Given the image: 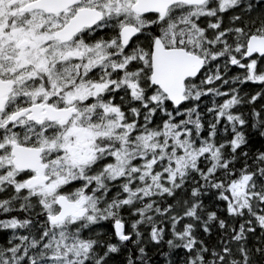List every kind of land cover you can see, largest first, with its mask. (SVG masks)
Wrapping results in <instances>:
<instances>
[{
	"label": "rangeland",
	"instance_id": "obj_1",
	"mask_svg": "<svg viewBox=\"0 0 264 264\" xmlns=\"http://www.w3.org/2000/svg\"><path fill=\"white\" fill-rule=\"evenodd\" d=\"M95 1L110 13L113 30L125 24L142 29L143 38L137 42L151 36L147 29L158 22L159 34L167 46L185 47L200 54L214 70L234 66V71L241 72L229 79L237 83L236 87L240 88L245 81L264 82V57L241 61L249 37L242 18L251 11L255 0H209L197 7L177 4L163 21L157 15L135 14L131 6L136 0ZM226 22L233 23L231 33L225 30ZM116 34L111 30L112 39ZM111 55L119 56L117 51ZM114 61L116 69L124 66L123 61ZM210 71L212 75L201 78L203 83L214 78L213 70ZM218 71L215 77L220 79L217 86L220 89L224 78L232 73L223 75ZM198 81L188 82L186 105L176 114L173 111L167 114L160 125L159 114L165 111L166 96L160 90H152L139 71L127 72L123 112L120 105L110 102L104 121H82L77 117L62 129L48 127L46 133L38 135L36 141L46 148L45 157L52 160V181L39 191L22 189L27 188L26 175L16 176L9 166L12 159L0 148V214L31 210L54 215L58 212L56 201L60 194L78 202L85 200L89 208L81 219L68 218L54 224L43 218L46 223L39 230L32 223L4 216L0 228L8 234L11 256L20 252V257L26 255L33 261L37 249V257H45L48 264H84L91 242L82 235L80 225L93 224L106 216L95 195L98 188L107 193V186L115 184L123 191L124 204L140 203L164 192L193 168L202 154L214 151L212 138H203L200 122L195 116L190 117L191 108L203 103L200 95L207 91ZM222 101L224 108L235 104L232 97L225 96ZM228 118L239 120L237 115L228 114ZM149 123L154 125H145ZM237 138L233 147L240 144L239 134ZM8 180L13 183H7ZM246 183V179L240 178L231 187L230 210L234 215L243 209L254 211L253 195ZM263 218L256 217V221L262 222ZM186 220L192 222L190 216ZM180 236L188 237L189 247H194L195 231L191 225ZM152 239L157 241L159 234L153 232ZM240 239H234L233 248L242 244ZM231 251L233 254L226 258L238 256ZM230 264H248V260L235 259Z\"/></svg>",
	"mask_w": 264,
	"mask_h": 264
},
{
	"label": "trees",
	"instance_id": "obj_2",
	"mask_svg": "<svg viewBox=\"0 0 264 264\" xmlns=\"http://www.w3.org/2000/svg\"><path fill=\"white\" fill-rule=\"evenodd\" d=\"M248 11L242 18L248 34L264 35V0L254 1ZM232 24L226 22L225 30L231 33ZM147 31L152 33L151 28ZM210 67L206 66L199 79L207 88L200 95L203 103L191 108L190 117L200 122L203 138H212L214 151L202 154L198 163L164 192L140 203L124 204L123 191L115 184L107 186V193L98 188L95 195L106 216L93 224L80 225L82 235L91 242L84 264H230L246 258L248 264H264V218L256 221V217H264V82L245 81L239 88L229 80L241 74L234 71V66L221 71ZM210 70L214 78L203 83L201 78L212 75ZM217 71L232 73L224 78L220 89ZM225 96L233 98L235 104L230 108H224ZM179 108L167 100L165 111L159 114L160 125L167 114H176ZM228 114L237 115L239 120L229 119ZM145 125L152 127L154 123ZM238 134L240 144L233 147ZM240 178L247 180L255 207L254 211L243 209L234 215L230 192ZM38 213L18 210L13 218L32 223L39 230L46 222ZM189 216L192 222L186 220ZM116 219L123 220L132 234L129 242L116 236ZM190 225L195 231L193 248L188 237L180 236ZM153 232L159 234L157 241L152 239ZM239 237L242 244L233 248L234 239ZM7 242L8 234L0 228V264H48L45 257H37V249L33 261L26 255L20 257V252L11 256ZM231 250L238 256L226 258L233 254Z\"/></svg>",
	"mask_w": 264,
	"mask_h": 264
},
{
	"label": "flooded vegetation",
	"instance_id": "obj_3",
	"mask_svg": "<svg viewBox=\"0 0 264 264\" xmlns=\"http://www.w3.org/2000/svg\"><path fill=\"white\" fill-rule=\"evenodd\" d=\"M93 9L102 12L97 23L87 21L71 36L58 34L80 11L89 15ZM111 22L110 13L95 0H0V106L6 97L0 108V148L12 159L13 142L42 147L50 177L42 186L23 190L39 191L52 181V160L45 157L46 148L36 141L48 127L62 129L77 117L82 121H104L110 102L120 105L123 112L127 72L139 71L152 90H159L151 83L153 44L160 36L158 22L150 27L151 36L144 37L142 43L137 42L143 38L138 27L127 45L121 41L123 26L113 30ZM111 30L117 33L113 39ZM112 51L119 56H112ZM114 59L123 61L124 66L116 69ZM202 73L186 81L187 89L188 82L197 81ZM70 107L75 113L66 125L48 116L38 123L33 117L35 113L47 114L49 109ZM9 166L17 177L25 174L27 180L36 174L32 170H14L12 163ZM13 213L0 214V219L13 217ZM38 214L42 218L50 216L42 211Z\"/></svg>",
	"mask_w": 264,
	"mask_h": 264
},
{
	"label": "water",
	"instance_id": "obj_4",
	"mask_svg": "<svg viewBox=\"0 0 264 264\" xmlns=\"http://www.w3.org/2000/svg\"><path fill=\"white\" fill-rule=\"evenodd\" d=\"M208 0H136L131 6L132 11L137 14L157 13L160 19H164L171 6L177 3L187 5L201 6ZM83 11L71 19V22L62 29L58 34L60 36L73 35L84 24L97 23L102 18V12L97 9L88 11L89 15H83ZM139 29L132 24H126L121 29V41L123 45H127L129 41L138 33ZM255 55L264 56V35L252 34L249 36L245 59H250ZM205 58L188 51L183 47H167L161 36H156L153 44L152 53V74L151 83L157 85L163 93L166 94L168 100L175 106H181L186 100V81L197 77L205 67ZM264 76V73H263ZM6 97L3 99L2 105ZM0 106V108L2 107ZM47 114L35 113L34 118L38 123H42L48 116L50 119L59 121L60 124L66 125L75 113L73 107L65 109H49ZM21 113L15 115L12 120L19 117ZM12 162L19 171L32 170L36 174L29 178L26 182L28 188H35L46 184L50 177L46 175L47 164L43 162L42 147H29L20 145L16 142L12 144ZM59 211L50 217L52 223H59L68 217L81 218L87 215L88 208L86 201L76 202L67 195L61 194L57 198ZM114 231L122 241L129 242L132 234L126 232L125 222L116 219L113 222Z\"/></svg>",
	"mask_w": 264,
	"mask_h": 264
}]
</instances>
